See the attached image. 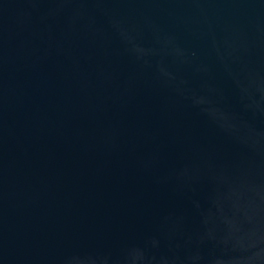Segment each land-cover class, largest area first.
Listing matches in <instances>:
<instances>
[{
	"label": "water",
	"instance_id": "water-1",
	"mask_svg": "<svg viewBox=\"0 0 264 264\" xmlns=\"http://www.w3.org/2000/svg\"><path fill=\"white\" fill-rule=\"evenodd\" d=\"M0 264H264V0H0Z\"/></svg>",
	"mask_w": 264,
	"mask_h": 264
}]
</instances>
